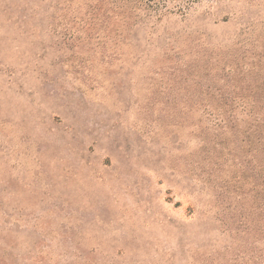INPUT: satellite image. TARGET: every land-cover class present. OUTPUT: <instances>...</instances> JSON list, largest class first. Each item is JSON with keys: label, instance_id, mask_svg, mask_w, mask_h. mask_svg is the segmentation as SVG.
Returning <instances> with one entry per match:
<instances>
[{"label": "rangeland", "instance_id": "1", "mask_svg": "<svg viewBox=\"0 0 264 264\" xmlns=\"http://www.w3.org/2000/svg\"><path fill=\"white\" fill-rule=\"evenodd\" d=\"M263 46L264 0H0V264H235L263 187L197 108Z\"/></svg>", "mask_w": 264, "mask_h": 264}, {"label": "trees", "instance_id": "2", "mask_svg": "<svg viewBox=\"0 0 264 264\" xmlns=\"http://www.w3.org/2000/svg\"><path fill=\"white\" fill-rule=\"evenodd\" d=\"M256 56L258 62L248 71H237L223 80L226 88L201 94L206 102L197 108L214 125L216 139L220 138L216 146L231 147L229 152H246L256 188L263 187L259 190L263 194L262 208L257 206L254 214L255 241L235 264H264V51Z\"/></svg>", "mask_w": 264, "mask_h": 264}]
</instances>
